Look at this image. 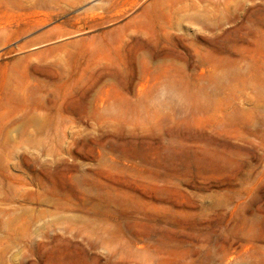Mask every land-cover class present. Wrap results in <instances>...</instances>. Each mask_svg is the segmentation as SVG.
Returning a JSON list of instances; mask_svg holds the SVG:
<instances>
[{
	"label": "rangeland",
	"instance_id": "rangeland-1",
	"mask_svg": "<svg viewBox=\"0 0 264 264\" xmlns=\"http://www.w3.org/2000/svg\"><path fill=\"white\" fill-rule=\"evenodd\" d=\"M0 264H264V0H0Z\"/></svg>",
	"mask_w": 264,
	"mask_h": 264
}]
</instances>
